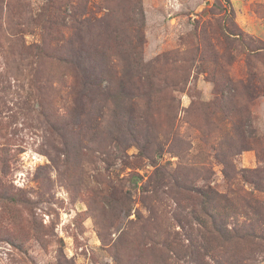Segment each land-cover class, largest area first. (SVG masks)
<instances>
[{
  "label": "rangeland",
  "instance_id": "1",
  "mask_svg": "<svg viewBox=\"0 0 264 264\" xmlns=\"http://www.w3.org/2000/svg\"><path fill=\"white\" fill-rule=\"evenodd\" d=\"M0 264H264V0H0Z\"/></svg>",
  "mask_w": 264,
  "mask_h": 264
},
{
  "label": "trees",
  "instance_id": "2",
  "mask_svg": "<svg viewBox=\"0 0 264 264\" xmlns=\"http://www.w3.org/2000/svg\"><path fill=\"white\" fill-rule=\"evenodd\" d=\"M49 1H53V0H49ZM136 9H138V13L136 16L127 17L123 21H113V20H110L109 18H104L100 24V34L99 35L103 38H105L106 36H110V37H112L113 41L115 42L117 48L123 47L124 43H123L122 39L124 38V33H127L126 29H124V28H126L127 26L136 27V25L138 27L139 24L141 25L143 23V8H142V6H138ZM60 12H62L61 15L63 17L60 18V20L58 19L57 24L65 26L68 22L67 18L72 17V16L67 14L66 9L64 11L60 10ZM21 18H22V16H21ZM33 21L35 23L36 20H33ZM76 23H77V21H76ZM138 30H139V28H138ZM231 36L238 37L239 34H234L233 32H231ZM69 43H70V40L67 42V45ZM65 47H66V45H64V48ZM72 47L67 46L68 50H66V54L61 53L59 58L62 62L73 67L75 70L78 71L80 64L76 61V59L74 58V55L72 54V51L70 50V49H72ZM91 48L94 49L96 53H99V52H102L103 49H105V45H103V47L97 46V47H91ZM23 49L27 51V54L30 57H34V59L35 58H37V59L41 58L45 52V49L42 46H29V47L23 48ZM89 79L90 78H88V81H89ZM98 83L100 84V82H98ZM147 83L149 84V86L153 85V82H147ZM80 85L83 87L84 86L88 87L90 85V86L94 87V89H100L101 91L104 90V88L102 87L101 84L97 86L95 84V82H80ZM96 129H99V128L96 127ZM182 152H183V150H181V152H179V154H177L179 156V159H181V160L183 159V153ZM156 168H157V170L155 172L156 184H159L161 182L159 187H161V185L165 181L167 182V179L172 180L173 183L170 185V189L174 190L176 193L175 201L177 202V206L179 205V207H181V203H182L181 194L183 195V193H186L187 191L196 193L197 195H201L200 197L205 196V194L201 190H197V188H195L193 186V184H192L193 181L189 180L190 179L189 178L190 173H186V174L183 173V170H184L183 165H179V166L176 165V168L174 169V171H166V170H163L161 167H156ZM135 178L139 179L140 176H137V175L133 176L134 180H135ZM177 196H178V201H177ZM169 236H167L168 239H169ZM144 239H150L154 243V237L151 236V234L145 235ZM153 246H155V245L152 244V247Z\"/></svg>",
  "mask_w": 264,
  "mask_h": 264
}]
</instances>
